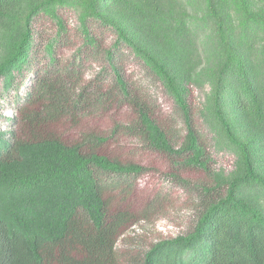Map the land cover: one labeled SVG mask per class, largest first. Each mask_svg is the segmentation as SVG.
<instances>
[{
    "label": "trees",
    "instance_id": "16d2710c",
    "mask_svg": "<svg viewBox=\"0 0 264 264\" xmlns=\"http://www.w3.org/2000/svg\"><path fill=\"white\" fill-rule=\"evenodd\" d=\"M62 9L79 22L77 50H85L73 56L106 64L94 79L85 80L82 62L58 65ZM43 19L56 29L36 42ZM91 24L113 34L103 53ZM126 54L171 98L175 127L154 118L128 86ZM39 56L55 73H37L21 96ZM191 88L203 92L198 124ZM11 92L21 132L7 137L0 129V264H264V0H0V100ZM110 103L132 108L125 130L147 148L207 176L192 184L190 230L127 262L116 242L132 215L117 213L104 194L130 188L146 168L99 152L108 136L90 132L68 143L45 126L74 123ZM210 152L231 155L230 169L213 168Z\"/></svg>",
    "mask_w": 264,
    "mask_h": 264
},
{
    "label": "rangeland",
    "instance_id": "374dc122",
    "mask_svg": "<svg viewBox=\"0 0 264 264\" xmlns=\"http://www.w3.org/2000/svg\"><path fill=\"white\" fill-rule=\"evenodd\" d=\"M60 13L66 25V32L56 45L58 58L61 60L58 65L67 66L82 62L81 68L85 73V80L94 79L96 72L102 66H106L104 60L101 58L99 62H96L94 58L86 59L83 55L73 56L75 51L83 53L85 50V48L77 50L82 44L79 22L73 11L62 9ZM39 21L36 23L39 31L34 36L36 42L51 36L56 29L55 24L49 19ZM91 28L101 41L100 49L103 53V49L108 47L114 39L113 34L93 24ZM30 67L32 70L24 73V78L27 79L20 90L21 96L26 95L37 73H39L38 77L42 75L51 77L55 73L52 70L55 65H49L46 56H39L33 60ZM122 72L133 93L150 104L154 118L168 128L175 127L174 118L178 115L173 101L132 55L126 54L124 57ZM100 80L101 77H98L97 81L100 82ZM3 98L0 100V129L5 130L7 137L18 135L21 132V125L13 118L9 108L15 105L13 102L15 94L11 92ZM202 99L203 92L191 88L188 101L192 118L197 124ZM134 118L131 107L110 103L104 110L89 114L86 118H81L74 123L53 120L45 124L50 131L68 143L80 141L81 136L84 137L90 132L108 136V139L97 148L99 152L116 157L122 162L139 163L146 168L135 180L133 179L130 188L107 190L104 194V197L109 199L111 208L119 209L117 213L124 210L132 215L130 225L119 235L116 242L117 254L122 262L140 257L158 239L173 237L190 230L197 214L195 196L191 193L192 184L202 183L207 178L201 169L173 164L167 156L153 152L140 138L125 130ZM117 126V136H111V131ZM12 129H14L13 132H9ZM210 153L214 158L211 162L213 168L230 169L231 155ZM172 159L174 162L178 161V158ZM178 176L187 179L191 185L181 183Z\"/></svg>",
    "mask_w": 264,
    "mask_h": 264
}]
</instances>
